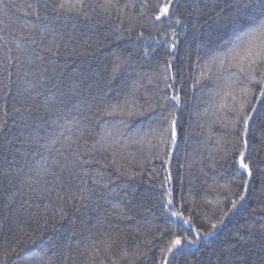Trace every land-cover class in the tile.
<instances>
[{"label": "trees", "instance_id": "1", "mask_svg": "<svg viewBox=\"0 0 264 264\" xmlns=\"http://www.w3.org/2000/svg\"><path fill=\"white\" fill-rule=\"evenodd\" d=\"M59 2L48 0L45 7V0H0V36L5 37L0 40V119L8 122L0 133V169H22L12 185L0 178V264H26L33 256L47 264H159L172 232L189 234L183 219L163 207L168 190L172 210L182 211L192 228L206 231L244 191L238 186L237 166L225 158L239 147L233 129L225 127L233 117L228 111L232 95L237 106L245 103L247 111L251 105L258 109L249 140L254 176L246 199L210 236L177 252L171 264H225L230 252L246 256V264H264V98L256 99L258 85L249 84L247 94L241 92L243 84L225 87L230 77H242L237 69L209 73L207 68L214 56L238 42L241 27L247 31L253 26L241 0H174L171 16L161 21L155 14L166 0H113L111 16L95 8L90 19L75 14L57 18L50 5ZM94 2L99 0H85ZM32 39L36 44L28 43ZM4 57H11L12 63ZM224 92L232 95L224 98L226 107L220 109ZM173 95H179V106L170 99L163 103L164 96ZM21 100L40 114L39 120L28 121L38 143L16 138L8 146L4 133L12 134L9 139L17 137L25 114L15 116L14 123L6 113L20 107ZM126 102L135 106L133 115L119 109L111 113ZM171 119L177 123V143L161 144L158 133L170 127ZM29 131L25 130V141ZM105 135L110 150L99 151V145L93 149ZM74 153H90L84 159L98 163L81 164L71 175L52 163L68 164ZM38 165L61 179L47 175L27 181ZM169 175L168 185L161 187ZM29 185L52 191L41 190L42 200ZM68 188L77 195L58 201L57 192L64 195ZM81 188L89 197L83 201ZM61 204L66 213L62 218ZM31 212L37 215L30 219ZM54 213L56 227L47 228L36 244L23 238L24 233L38 236L42 217L51 223ZM6 251L11 253L7 259Z\"/></svg>", "mask_w": 264, "mask_h": 264}, {"label": "snow or ice", "instance_id": "2", "mask_svg": "<svg viewBox=\"0 0 264 264\" xmlns=\"http://www.w3.org/2000/svg\"><path fill=\"white\" fill-rule=\"evenodd\" d=\"M242 6L245 9L246 14L251 13L247 15V20L253 22V26L249 27L247 31L244 30L243 27L239 29V31L242 33L238 37V42L234 43L233 46L226 51L223 52L222 55H217L212 58L210 61V64L207 66L208 72L211 73L214 69L221 72V73H228L230 69H237L238 73L242 74V77H238L237 79L233 80L231 77L229 80L225 83L226 88H234L237 84H243L244 86L241 88V92L247 94L249 91V84L251 85H258L260 89V96L256 97V99L264 98V70H259V66L264 64V0H241ZM174 4V0H166L165 3L159 5V10L155 14V20L161 21L162 18H167L171 16V10ZM45 7H48V0H45ZM53 11L56 13L57 18L61 15L66 14H75L77 16H83L85 19H90L89 13L93 11L95 8H99L101 11H103L106 15L111 16V8L115 5L113 4V0H99V2H94L93 4L89 5L85 3V0H60L59 3H54L50 5ZM29 9L32 10V12L36 13L37 17L39 16V13L36 8L33 7V5L29 4L27 6ZM127 7V6H126ZM207 7V5H205ZM203 10L199 8V6L196 9L197 14H200ZM191 15V14H190ZM47 19V17H45ZM181 21L179 18L176 19V23L179 24ZM2 23V22H0ZM131 31V29H129ZM41 34H44L46 32L45 28L40 29ZM173 35H175V32L173 31ZM0 40H5L4 36H0ZM28 43L36 44V40L32 39L28 41ZM87 43V41H86ZM5 47H7V43L5 44ZM16 47L18 50H20L22 53L25 52V50L21 47L19 43L16 44ZM175 47V44H173V48ZM12 49L8 48V51L10 52ZM46 51H50L51 49H45ZM37 59H42V57L37 56ZM18 59V57H17ZM4 60L8 63H12L11 57H4ZM29 63H31V58L28 60ZM3 66V63L0 62V67ZM119 67V65H117ZM170 67V66H169ZM9 76H11V73H8ZM206 75L202 72V76ZM246 77V80L244 79ZM43 75L40 76V79H43ZM196 83H200L199 80L196 81ZM7 87V85H5ZM165 87H170V85H165ZM9 92L5 91L4 96H8ZM18 95L23 96V93H19ZM232 95L230 92H224L220 97V105L219 108L223 109L226 107V105L222 102L226 96ZM16 98L13 97V100ZM176 101L177 106H179L180 103V97L179 95H173L171 97L164 96L163 97V103H167L168 100ZM232 101L233 106L228 108V111L233 113L232 119L228 120L225 123V127H231L234 131L235 135V145L239 146L238 148H234V151L231 155H226V159H231L234 165L237 166V175L240 177V184L238 186L243 187L244 191L238 194V199H234L231 202V208L228 209L227 212H224L223 215L220 216L218 220L215 222H211L210 226L207 228L206 231L203 233L200 232L199 229L192 228L191 227V220L190 219H184L183 218V212L180 210H172L173 200L170 198L172 196L171 190H168L165 193L166 197H169L166 201V203L163 205L165 211H170L171 216L176 217L178 220L183 219V224L188 225V228L185 229V233L180 235L179 232H172L171 239L169 240L166 247L161 249V260L159 264H171V261L175 259L176 253L186 248L188 245L196 244L197 241L201 239L202 236H210L212 232L217 229L219 224H222L224 221V217L228 215L229 212H231L233 209L237 207V205L246 199V193L249 190V187L251 185L253 176H254V164H255V157H252L249 159V149H250V143L249 140L252 136V124L255 120V114L257 113L258 109L255 105H251V111H247V105L245 103H240L238 106L236 105V97L235 95H232ZM215 103V102H214ZM20 107L13 106L12 111L6 113L7 116H12L14 118L15 123V116L24 113L25 115L21 118L22 122L17 126L19 128V132L17 133V137H13L12 139H9L8 137L11 136V133H4L5 135V143L8 146H11L13 143V139L20 138V143L27 142L29 144L32 143H38V136L36 134L35 129L32 128V125L28 123L29 120H39L40 114L36 109H33L31 104H27L25 101H20ZM163 106V104L161 105ZM46 108H47V102H46ZM126 111L127 115L131 116L135 112V106L133 104H126L125 105H119L116 107H113L111 109V113L117 112V110ZM35 113V115H33ZM172 115V113L169 114V117ZM169 117H164L165 120H168ZM8 122L7 120L0 119V133L4 132V130L7 128ZM25 130H30L29 134L27 136V139L23 138L25 135ZM111 135V134H109ZM109 135L102 136L99 140L96 141L95 144L92 145L93 149H97V145H99V151L102 152H108L110 150L111 145L107 143L109 139ZM159 143L161 144H168L171 143L172 145H175L177 143V123L175 119L170 120V127H164L162 128L159 133ZM262 142H264V136H262ZM52 143H56L55 140L52 141ZM85 144H87V141H85ZM7 151V149H5ZM16 152L19 153L20 149L16 148ZM37 153H33V155H36ZM74 159L69 161L68 164H57L55 160H53V164L56 165V167H59L62 171H66L69 173V175L72 174L73 169L80 167L81 164H92V163H98V161H95L93 159H84V156L90 155V153H84L83 155L79 153H74ZM114 155V153H113ZM45 164H47V161H45ZM113 164H116V161H113ZM9 167H11V163H9ZM22 169L17 166L15 168V172H9L7 170L0 169V178H3L6 180V182L9 185H12L14 181H16L19 177L20 172ZM29 173H33V169H28ZM167 172V169H165ZM47 175L55 176L56 180H60L61 177L58 173H56L54 170H51L49 167H46L44 165H38L33 175H30L27 177V181H31L36 177H43ZM85 176L88 175L87 172L84 173ZM171 180V176L169 175L167 177V180L161 184V187H166L168 185V182ZM21 184L26 183V180H20ZM39 182L38 180L36 181ZM262 182H264V177H262ZM93 184H96L97 181L93 180ZM30 192L34 193L36 196H38L40 199H44V196L41 195V190L43 192L50 194L52 189L44 188L43 185H41L39 188L31 187L29 185ZM80 193V199L86 200L89 197L85 196L83 193L85 189L81 188L78 190ZM89 194H93L91 190H89ZM12 196L15 195V193L11 194ZM77 195L76 192H73L71 188H68L66 190V193L64 195L60 194V192H57L56 199L58 201L64 202L66 199L71 200ZM11 198V197H10ZM25 204H28V200L26 199L24 201ZM52 203H55V201H52ZM31 207V205H30ZM37 209L40 208V205H35ZM25 211H28L25 209ZM44 211L46 212L47 209L45 208ZM58 213L63 217L65 215L64 207L62 204L58 207ZM37 214L35 212L29 213V218H34ZM43 224L41 225V231L38 236H29L27 233L23 234V238L28 240L31 244H36V242L39 240L40 236H43V233L47 228H55L56 227V214H53L52 222H49V219L47 216L42 217ZM27 223V221H25ZM166 231L171 232L172 230L166 229ZM191 233H194L193 235H190ZM19 243V241H17ZM110 247V245H108ZM15 251V249H13ZM11 253L5 252L4 258L7 259V257ZM247 257L243 255H235L231 252L229 253V256L225 258V264H246ZM26 264H47V262H44L42 260H37L34 256L29 258V260L26 262ZM93 264H95V261H93Z\"/></svg>", "mask_w": 264, "mask_h": 264}]
</instances>
